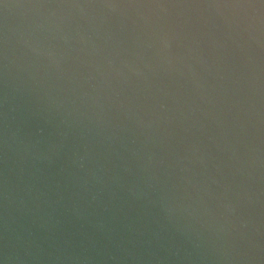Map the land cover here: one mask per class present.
<instances>
[{
    "label": "water",
    "instance_id": "water-1",
    "mask_svg": "<svg viewBox=\"0 0 264 264\" xmlns=\"http://www.w3.org/2000/svg\"><path fill=\"white\" fill-rule=\"evenodd\" d=\"M0 264H264V0H0Z\"/></svg>",
    "mask_w": 264,
    "mask_h": 264
}]
</instances>
